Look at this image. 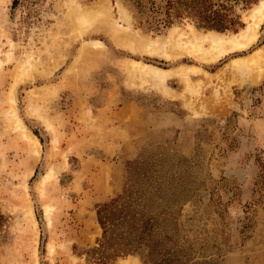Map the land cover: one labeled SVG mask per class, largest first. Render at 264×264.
<instances>
[{
  "label": "rangeland",
  "instance_id": "rangeland-1",
  "mask_svg": "<svg viewBox=\"0 0 264 264\" xmlns=\"http://www.w3.org/2000/svg\"><path fill=\"white\" fill-rule=\"evenodd\" d=\"M168 1L0 0V264H264V72L227 66L264 46V23L211 63L114 38L211 30L169 16ZM260 1L221 33L246 28ZM96 9L87 30L73 19ZM133 62L171 71V92ZM186 66L201 69L187 71L193 89L175 74ZM113 201L109 216L155 220V249L115 257L129 225L104 239L99 212Z\"/></svg>",
  "mask_w": 264,
  "mask_h": 264
},
{
  "label": "bare ground",
  "instance_id": "bare-ground-1",
  "mask_svg": "<svg viewBox=\"0 0 264 264\" xmlns=\"http://www.w3.org/2000/svg\"><path fill=\"white\" fill-rule=\"evenodd\" d=\"M83 11H81L80 13L79 10H77L76 12L73 10V19H75L74 21H78V22L80 21L81 24H79V26L81 28H84V30H87V28L91 24H94V23L96 24V20L98 19L97 17H101L100 15H102V13L101 12H100L101 14L98 13L100 9L97 10V13L99 16L96 15L95 12H93L95 14L94 15L93 13H89L90 11H88V13L83 12ZM105 15L103 16V19L106 20V22L111 21L107 18L108 16H105ZM247 19H250L247 27L237 33L228 34V33H221V32H217L213 30L202 33L190 27L191 28L190 29L191 40H189V37H188L187 40H179L181 42L176 43V44L173 43V41L175 40L172 39V35L176 31V28H174L170 32L169 36L165 38H158L156 40H153L150 38H144L141 35H139L141 37L132 35L127 30L122 31L121 33L114 31L113 36L118 41H121L124 43H126L128 40L132 41L133 43L131 44L134 46H135L134 43L137 44V42H139V40L142 39L143 40L142 48H144L146 52L151 53V55L154 53L156 54L162 53L167 58L172 59V58H176L183 54H188V55L190 54L202 62L211 63V62L216 61L218 58H220L221 56L227 53L245 50L256 42V40L258 39L260 35V32H259L260 26L262 25V23H264V0H261L258 4H256L250 10V14ZM181 36L182 35L180 34V37ZM95 42H98V41H95ZM95 46H99V45H95ZM227 66L231 67L233 71L243 72L245 74L247 73L249 75L248 77L251 80H254V81L259 80V78L263 75V72H264V46L256 49L253 53H251L246 58H235L231 60V62H229ZM186 67H182V68L179 67L180 69H178L175 72V74L176 73L179 74L181 78L187 83L188 87L190 89H193V85L190 81V78L188 77L189 75L187 71L188 70L200 71L201 69L195 68L194 66L193 68L189 66H186ZM133 70H134L133 74L136 77L145 75L156 85V87L160 88L165 94H169L171 92V90L166 87V79L169 75L172 74L171 71L163 70V69H160L152 65L143 64L141 62H133ZM20 76L21 77L23 76L22 73L21 74L18 73L17 77L21 78ZM243 81L244 80H240V78L234 79V82H237V83H241ZM15 112L12 113L13 118H15L14 116ZM15 119L17 120V123H18L19 122L18 116H16ZM17 126H19V124H17ZM24 136L28 139L31 154L33 155V157H38L40 155V147H41L40 142L33 134H31L28 131L24 133ZM46 180H47V177L44 178L43 182H45Z\"/></svg>",
  "mask_w": 264,
  "mask_h": 264
},
{
  "label": "trees",
  "instance_id": "trees-1",
  "mask_svg": "<svg viewBox=\"0 0 264 264\" xmlns=\"http://www.w3.org/2000/svg\"><path fill=\"white\" fill-rule=\"evenodd\" d=\"M258 1L259 0H169L167 2V12L169 16H173L171 13L174 11L173 14L175 17L186 15L194 18L197 24L202 28L217 30L219 32L229 30L236 31L242 25L240 16L236 14V8L242 5L244 7H250ZM115 205L116 202L113 201L111 204L105 206L104 211L99 212V220L104 229L105 240L112 238L115 232L123 226L124 223L127 222V225H129L127 228L128 230H126L127 232H124L125 237L119 235L123 242L118 246L115 257L120 254L124 255L138 251L143 247L149 249L153 248L155 220L153 218L138 219L133 217L126 221L124 218H121L123 214H120L118 217L109 216V214H111L109 209H117ZM126 209L127 207H125L124 210ZM131 235L133 237H130ZM129 238H133L134 240ZM152 251L153 250H151V254Z\"/></svg>",
  "mask_w": 264,
  "mask_h": 264
}]
</instances>
